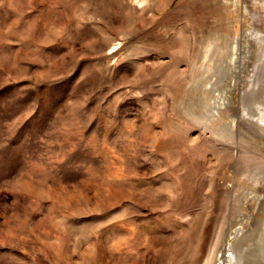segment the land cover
Instances as JSON below:
<instances>
[{"label": "rangeland", "instance_id": "1", "mask_svg": "<svg viewBox=\"0 0 264 264\" xmlns=\"http://www.w3.org/2000/svg\"><path fill=\"white\" fill-rule=\"evenodd\" d=\"M260 27L264 0H0V264L226 262L264 188Z\"/></svg>", "mask_w": 264, "mask_h": 264}, {"label": "bare ground", "instance_id": "2", "mask_svg": "<svg viewBox=\"0 0 264 264\" xmlns=\"http://www.w3.org/2000/svg\"><path fill=\"white\" fill-rule=\"evenodd\" d=\"M259 31L262 32L261 36L254 39L257 42L256 53H255V56L253 57V59L250 60L251 63L249 64V68L247 70L248 74H249L248 82H250V83L253 81L254 78H256L258 71H259V68L261 67V65L264 62V56H263L264 55V29L260 27ZM234 40H235L234 42H236V44H237L238 43L237 37H235ZM255 46H256V44H255ZM233 50H234L235 55L238 54L237 53V50H238L237 45L234 46ZM261 68H263V66ZM260 82H261V78H260ZM248 93H249V91H248ZM249 101L252 104L255 103V99L252 97L249 98ZM260 103H261V101H260ZM258 111L261 112V110H258ZM262 113H261V115H262ZM253 117H255V116H253ZM262 119H264V118L261 116L260 118H256L255 120L251 119V120H252V122L257 124V126L259 125V126L263 127L262 125H264V123H263L264 120L262 121ZM257 128L259 129V127H257ZM258 129H257V131H258ZM253 131H255V129ZM256 134L259 135V133H256ZM261 136H263V134ZM261 192H262L261 193L262 195L258 196L256 199L252 198L253 211L250 214V216L247 218V222L245 223L246 225L236 228L231 233V236H229L227 243L225 244V247H224L225 255L227 256V258L225 260L226 262H224V263L221 262L222 264H248L251 262V260H250L251 256L250 255L254 252H257L258 247H260V246L264 247V188ZM261 254H262V252H261ZM263 257H264V255H263Z\"/></svg>", "mask_w": 264, "mask_h": 264}]
</instances>
